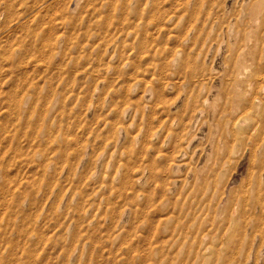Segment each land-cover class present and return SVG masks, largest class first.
Masks as SVG:
<instances>
[{"label": "rangeland", "instance_id": "obj_1", "mask_svg": "<svg viewBox=\"0 0 264 264\" xmlns=\"http://www.w3.org/2000/svg\"><path fill=\"white\" fill-rule=\"evenodd\" d=\"M0 264H264V0H0Z\"/></svg>", "mask_w": 264, "mask_h": 264}, {"label": "bare ground", "instance_id": "obj_2", "mask_svg": "<svg viewBox=\"0 0 264 264\" xmlns=\"http://www.w3.org/2000/svg\"><path fill=\"white\" fill-rule=\"evenodd\" d=\"M258 6H259V5H258ZM256 11H257V10H256ZM256 38H257V37H256ZM261 41H262V40H261ZM242 58H243V57H240V60H241ZM243 59H244V58H243ZM245 60H246V58H245ZM242 61H244V60H242ZM238 62H239V61H238ZM238 62H237V63H238ZM240 62H241V61H240ZM240 62H239V64H241ZM243 63H244V62H243ZM245 64H246V61H245ZM249 65H250V64H248V67H249ZM256 65H257V64H256ZM240 66H241L240 68H242V70H245V68H246V67H244L245 65H244V66L240 65ZM240 68H239V70H240ZM241 72H242V71H241ZM238 73H239V72H238ZM243 76H244V75H243ZM244 81H245V79H244ZM244 81H243V82H244ZM245 82H247V81H245ZM256 83H257V82H256ZM243 84L245 85V83H243ZM232 91H233V90H232ZM245 91H246V89H245ZM236 94H237V93H236ZM235 96H236V95H235ZM238 96H241V95H238ZM241 101H242V100H241ZM240 104H241V103H240ZM238 105H239V104H238ZM239 106H240V105H239ZM197 258H198V257H197Z\"/></svg>", "mask_w": 264, "mask_h": 264}]
</instances>
